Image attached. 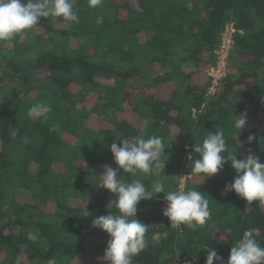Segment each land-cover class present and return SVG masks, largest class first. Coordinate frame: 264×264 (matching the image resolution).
<instances>
[{"label":"trees","instance_id":"16d2710c","mask_svg":"<svg viewBox=\"0 0 264 264\" xmlns=\"http://www.w3.org/2000/svg\"><path fill=\"white\" fill-rule=\"evenodd\" d=\"M74 10L79 23L43 18L11 45L0 42V264H106L108 236L92 219L114 212L115 197L96 175L116 167L113 142L141 135L162 138L161 169L122 181L181 191L186 172L184 191L205 195L210 219L173 229L163 194L141 201L147 246L133 264H205L207 246L227 261L251 228L264 247V206L225 194L230 165L206 181L191 173L194 144L209 131H223L238 159L250 149L264 162V0H103L96 8L75 0ZM228 24L234 46L211 92ZM38 102L51 105L46 119L29 115ZM243 112L239 132L234 115Z\"/></svg>","mask_w":264,"mask_h":264},{"label":"clouds","instance_id":"9594fccd","mask_svg":"<svg viewBox=\"0 0 264 264\" xmlns=\"http://www.w3.org/2000/svg\"><path fill=\"white\" fill-rule=\"evenodd\" d=\"M102 3L103 0H88L90 8L99 7ZM74 8L75 0H0V42L11 45L16 36L32 31L43 18H60L69 26L79 23ZM50 111V104L38 102L30 107L29 115L46 119ZM246 123V112L239 117L234 115L233 127L239 132ZM253 140L254 136L249 135L247 143L251 144ZM260 144L264 145V137L260 138ZM165 149L162 138L155 135L147 139L142 135L131 140L121 139L119 143L111 144L109 151L116 167L104 165L103 173L96 176L99 177L98 187H103L115 197L107 205L109 209L114 204L115 211L108 210L107 215L92 219V226L108 236L102 258L106 264H133V258L147 246L145 237L149 226L136 218L141 201L163 194L166 203L163 216L173 229L184 225L196 230L210 219L209 201L198 190L166 191L160 181L147 187L141 179L122 181L125 174L150 176L161 169ZM193 152L199 154V158L191 161L192 174L206 181L218 174L227 163L235 176L230 184L225 185V194L235 193L249 204L259 202L264 206V162L250 149L248 154L238 159L237 150L228 153L223 131H209L202 143L194 144ZM119 172L123 175H118ZM257 232V228L245 230L232 245L227 261L214 249L208 246L201 248L207 250L205 264H264V247L255 237ZM49 264L56 262L50 260Z\"/></svg>","mask_w":264,"mask_h":264},{"label":"built area","instance_id":"2783aa9c","mask_svg":"<svg viewBox=\"0 0 264 264\" xmlns=\"http://www.w3.org/2000/svg\"><path fill=\"white\" fill-rule=\"evenodd\" d=\"M237 30L233 24H228L225 28V31L222 34L221 45L216 51V56L218 59L217 68L211 69L209 75L213 78V87L211 88V92H215L217 86L221 79L226 75L227 66H228V58L230 52L234 46V37ZM187 169V165L185 166ZM190 176L186 172H182V182L180 189L181 191L185 190L187 179ZM186 264V263H182Z\"/></svg>","mask_w":264,"mask_h":264},{"label":"rangeland","instance_id":"374dc122","mask_svg":"<svg viewBox=\"0 0 264 264\" xmlns=\"http://www.w3.org/2000/svg\"><path fill=\"white\" fill-rule=\"evenodd\" d=\"M120 0H114V2H119ZM168 91L166 92V94H163V96H165V97H168V95H169V89H167ZM161 96V95H160ZM86 257V256H85ZM84 258V257H83Z\"/></svg>","mask_w":264,"mask_h":264}]
</instances>
